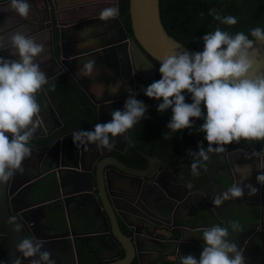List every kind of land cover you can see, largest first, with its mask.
<instances>
[{
    "label": "flooded vegetation",
    "instance_id": "obj_1",
    "mask_svg": "<svg viewBox=\"0 0 264 264\" xmlns=\"http://www.w3.org/2000/svg\"><path fill=\"white\" fill-rule=\"evenodd\" d=\"M5 1L10 2V0H0V3H5ZM28 3L32 6L35 5V3H39L42 9L39 8L35 10V8L31 7L29 16L26 19L14 12L13 19L15 21L12 22V19H10L12 27L7 26L3 31L0 30V37L7 36L8 34L5 33L13 30L15 34L20 33L34 39L36 43L42 44L44 50L34 58V62L40 66L41 70L44 71L49 78V84L44 85L43 90L36 94L37 102L41 105L40 115L43 120V126L38 129L34 137L44 134V138L41 137L36 143L38 148L45 146L44 151H39V149L37 151L32 150V155L23 161L24 172L15 175L7 184H4L5 187L9 186L14 206L19 207L23 205L30 207L31 205L27 202V197L25 199L22 198L28 192V187L35 183L39 177L47 173L46 176L39 181V184L45 183L50 190H46L43 195L34 199H39L38 201H40V203L37 205L38 208H35L34 205L30 207L31 211L27 213L30 223L23 225V227L21 226L22 239H33L31 234H27L29 231L37 237L53 235L54 232L63 231L84 232V226L77 220L78 214L85 218L89 217L88 219L93 221L96 211L93 206L83 209L81 199L78 198V196L72 200L71 203L67 201L64 203V198H67L69 195L67 193L71 191L69 189L71 188L73 190V186L70 185L69 180H75L77 184L74 186L73 191H76L73 194L74 196L81 194L83 189H85L84 177L79 178L78 175L75 176L74 173L65 171L69 167L71 168L73 162L78 160L80 165L85 168V166H91L93 164H91V162L94 160V168L96 169L97 166L102 167V173L105 171L113 173L110 170L112 166L109 163L120 164V166H125L127 168L131 167L136 170H141L148 166V162L132 148V144L128 139V132L126 133L125 145L122 146L123 138L121 135L115 138V145L110 150H98L97 147L92 144L86 147H77V145L73 143V131H90L97 123L110 121L111 111L102 108L100 112H98L96 107L94 105L92 106L84 91L81 90L82 88L77 86L72 77L59 65L57 53L60 41L55 38L58 34H54V29L57 26L63 28L61 26L68 25L64 24L65 20H60L59 18L61 17L56 14L55 2L53 3L52 0V7H50L51 0H28ZM8 15L9 13L3 11L1 12L0 18L4 16V19H7L9 17ZM89 32L90 31L85 28V25L81 24L79 26V31H77V35L84 36ZM69 36H71L70 33L66 35V37ZM4 49L10 51V56H6L5 54L2 56L0 53V57L18 59L16 49L11 46V39L10 42L4 44ZM151 62L153 63V61ZM80 63H83V60H81ZM145 66L146 64L144 62L139 63L138 71L143 76H145V70L141 69ZM74 75L76 77H81L84 75L83 70L77 68ZM92 75L93 79L91 82L96 81L95 78H101V73L98 70L94 71ZM62 76H65L66 80H70V84L74 87L71 89L72 91L64 93L56 89L59 82L58 78ZM131 79L132 92L136 93L135 98L142 101L147 108L145 118L138 121L132 127L131 136L133 145L145 155L170 166L187 163V159H189V163L185 166L177 167L173 172H166L160 167H152L151 171L148 169L147 174L152 173L153 176L155 175L154 178L158 179L159 184L156 185V188L149 190L148 193L150 195L145 193V213L141 212V208L138 207L140 203L136 205L137 207L131 208L138 216V220L136 221L138 231L142 229V222L145 220V235L142 234L143 237L145 236L144 245L142 246V249L145 250V254L141 255L137 260L133 257L127 264H171V262L172 264H180L181 256H186V254L194 256L195 249L199 248L202 250L204 242L198 237L199 234L197 233L216 225L228 228V239L236 242L239 248L243 250V247H246L252 250V255L249 260L243 255L245 264H264L263 186L259 185L256 181V176L260 174L261 171V168L258 167L261 164V159L252 157L253 151L238 146L236 145L237 143L233 145H224L226 149L224 152L210 153L207 161H201V167L199 169L200 175L195 178L191 173L190 167L192 158L186 156V153L188 155L189 150L197 151L198 144L207 148V142L204 140V133H196L193 135L192 143L184 148V160H179L180 157H177L175 151H170V149L167 151L168 154L163 153L162 156L145 153V142L141 140L142 129L139 132L137 128L138 126L141 128L145 127V120H155L158 122L155 115L160 113L156 110V101L146 97L142 89L146 88V84L151 83L155 77L148 83L134 76H132ZM51 83H55L56 85L54 91L49 90ZM101 83L104 82L101 81ZM108 85H110V83H108ZM94 89L99 93L101 92V88L91 84L90 90L93 92L94 96L96 94ZM109 92L112 93V89ZM123 104L117 106L114 110H122ZM50 109H52V113ZM87 111H89V114ZM162 127L166 126L160 124L159 128L164 132L170 131ZM137 132H139V138ZM196 135H199V137L195 144L194 137ZM135 137L137 138L135 139ZM213 147H215V145ZM86 149H89V151L86 152ZM239 151L243 152L244 155L238 154L233 157L231 156L234 152L238 153ZM228 157H230V160H228ZM52 163L55 167L51 165ZM248 165L251 166L250 173L245 168V166ZM100 167L98 169L99 172H101ZM233 170L237 174V184L241 187L246 184H252L253 187L259 189L258 193L254 196H248L247 189H245L243 198L225 201L220 206L214 205L212 199L215 195H219L221 192L235 185ZM81 173L82 172H79V174ZM110 173L108 177L111 178L112 185H115L122 179L119 174L115 173L113 175ZM166 173L169 177V185L164 184ZM197 178L200 179V186H195ZM146 181H148V179H145V182ZM59 183H61L64 188H59ZM66 184L68 186H66ZM189 184L191 187L188 186ZM183 185L187 186L188 193L185 192ZM31 188L32 186L30 189ZM58 191L61 193L60 196L55 194ZM196 191L201 195L195 194V196H189L190 192ZM57 209L61 211H55ZM158 209H166L169 213L167 215L165 213H158ZM7 212L10 214L8 205ZM142 213H144L145 216H142ZM10 216L15 217V220L18 219L17 215L10 214ZM8 218L10 219V217ZM195 220L203 221L207 224L206 226L193 227L191 223ZM131 221L134 222L135 220L131 219ZM233 224L238 226L239 231L232 229L231 225ZM54 225L58 226V230L55 231L52 229ZM119 227L122 233L127 235V231L123 224L119 223ZM192 228L199 229V231L190 230ZM195 233L197 235H194ZM9 237L8 233L5 234L0 229V257L8 247ZM68 238H70V240H68ZM64 239H67V243L64 241V244L62 243L63 254L51 257L55 262L62 264H81L83 261L89 262L87 258V252L89 250L93 252L92 258L94 255L95 262L101 259L100 249L92 242L98 240H94L91 237L84 238L81 234H76L75 237L69 235ZM98 242L100 248H106L108 250L113 248L111 240H107L106 237H103L101 240L99 239ZM148 245H150L153 252L148 250ZM112 251V256L108 258L107 261L100 262V264L104 262L108 264L111 261L123 257V252L120 251L118 255L114 249H112Z\"/></svg>",
    "mask_w": 264,
    "mask_h": 264
},
{
    "label": "clouds",
    "instance_id": "obj_2",
    "mask_svg": "<svg viewBox=\"0 0 264 264\" xmlns=\"http://www.w3.org/2000/svg\"><path fill=\"white\" fill-rule=\"evenodd\" d=\"M10 6L20 17L28 18L31 11L28 0H10ZM208 14L221 24L237 23L236 17H222L216 9H210ZM118 15V6L108 7L100 12L99 18L107 21ZM250 35L254 39L243 32L233 36L217 27L200 38L202 51L166 55L159 65L160 79L142 89L146 97L160 101L156 107L158 113L171 109L172 115L166 125L171 132L193 128V118L203 120L196 131L205 134L207 148L198 144L197 151L188 152L194 177L200 175L201 161H207L210 153L224 152V145L241 140H264V74L254 78L248 76L253 68L250 50L254 42L264 44V29L253 28ZM11 46L16 49L18 59L0 57V184H7L15 175L24 172L23 161L32 155L30 141L43 126L36 94L49 84L46 73L34 62L44 46L20 33L11 37ZM95 65L96 61L89 59L83 66V74L92 76ZM151 68L148 64L141 70ZM55 88V83H51L49 90ZM185 93L190 94V103L186 102ZM135 96L136 93L129 90L123 109L111 111L110 121L97 123L90 131H73V143L77 147L92 144L98 150H110L116 137L145 118L147 108ZM252 157L260 158L261 153L253 152ZM258 167L264 169V163ZM245 168L251 172L250 165ZM256 181L264 186V170L256 176ZM245 189L248 196L259 191L252 184L243 187L236 184L215 195L212 203L220 206L225 201L243 198ZM9 223L15 224V217H11ZM15 227L19 230V225ZM231 227L239 231L236 224ZM228 236L226 227L216 225L204 229L199 259L191 254L181 256L180 264H245L243 250ZM43 243L32 238L21 239L16 247L22 257H17L13 264H22V258H34L30 259V264H55L52 253L42 250Z\"/></svg>",
    "mask_w": 264,
    "mask_h": 264
},
{
    "label": "water",
    "instance_id": "obj_3",
    "mask_svg": "<svg viewBox=\"0 0 264 264\" xmlns=\"http://www.w3.org/2000/svg\"><path fill=\"white\" fill-rule=\"evenodd\" d=\"M127 13L131 31L130 35L123 28L117 17L107 21H103L100 18L83 20L66 24L68 26H61L63 28L57 26L54 29V34H58L55 38L60 41L57 53L59 65L72 77L75 84L82 88L81 90L84 91L88 100L92 106L94 105L96 107L98 112H100L102 108L113 111L117 106L125 102L129 95V90L132 91V76L145 81V83L151 82L156 73V66L151 60L160 64L161 60L166 55H173L183 51L189 53L200 52L183 46L167 35L160 22L158 0H127ZM81 24L85 25V28L90 31L84 36L77 35V31H79V26ZM69 33L71 36L66 37ZM88 41H91V43H86ZM250 58L253 60V68L250 70L248 76L254 78L256 75L264 74V44L254 42L253 48L250 50ZM89 59H94L96 61L92 73L96 70L101 73V78H95L96 81L94 82H91L93 75H82L81 77H76L74 75L77 68L83 70L84 64H86ZM81 60H83V63H80ZM140 62H144L146 65H152L150 70H145V76L138 71ZM101 81L104 83H101ZM108 83H110V85H108ZM91 84L101 88V92L99 93L94 89L96 93L94 96L93 92L90 90ZM110 88L113 91L112 93L109 92L111 91ZM50 111L52 113V109H50ZM152 121L160 127L157 121ZM162 128L167 129V127ZM131 135L132 128L128 130V139L132 144V148L148 162L146 168L144 167L141 170H136L135 168L120 166V164L109 163L112 166L110 170L113 173H110V171L102 173V167L99 166L101 172L98 171V166L96 169L94 168V160L91 162V164L93 163L91 166H85V168L81 166L77 160L73 162L71 168L69 167L70 169L68 168L65 170L74 173L75 176L78 175L79 178L84 177L85 189H83L84 192L82 191L81 194L74 196L73 194L76 191L73 190L74 186L77 184L75 180H69L70 185L73 186V190L71 188L69 189L71 191L67 193L69 194L68 197L64 198V203L66 201L71 203L72 200L78 196V198L81 199L83 209L93 206L96 213L94 219L92 217L93 221L91 219L89 220V217L85 218L78 214L77 220L84 226V232L63 231L54 232L53 235L37 237L29 231L27 234H31L34 240L44 242L42 250H47L52 253L51 257L63 254L62 243H67V239L65 240L64 238H67L69 235L75 237L76 234H81L84 238L91 237L98 241L106 237L107 240H111L113 244L112 249H114L118 255L120 250H122L123 257L111 261L108 264H127L133 257L137 260V258L139 259L141 255L145 254V250L142 249L144 245L143 242L145 241V236H142V234L145 235V220L142 222V229L138 231L136 226L138 216L131 208L137 207L136 205L140 203L138 207L141 208V212L145 213V193L147 194L149 190L156 188V185L159 184L158 179L154 178L155 175L153 176L152 173L147 174L148 169L151 171L152 167H160L166 172H173L177 167L187 165L189 159H187V163L170 166L140 152L135 145H133ZM41 137L44 138V134L37 135V137L32 139L30 142L31 150L37 151L39 149V151H44L45 146L38 148L36 144ZM198 137L199 135L194 137L195 144ZM122 138V146H124L126 133L122 135ZM88 151L89 149H86V152ZM238 154L244 155L243 152L239 151L238 153L234 152L231 156L233 157ZM186 156H188L187 153ZM260 159L261 163H264L263 153H261ZM228 160H230V157H228ZM51 165L55 167L53 163ZM79 172L82 173L79 174ZM109 173L113 175L117 173L122 179L115 185H112L111 178L108 177ZM46 174L39 177V179L31 185V189V186H29L28 192L22 198L25 199L27 197V202L31 206L34 205L35 208H38L37 205L40 201H38L39 199H34L43 195L46 190H50L45 183L39 184V181L44 178ZM233 177L236 185L238 178L234 170ZM145 179H148V181L145 182ZM59 184V188H64L61 183ZM164 184H170L167 173ZM66 186L68 185L66 184ZM183 187L185 192L188 193L187 186L183 185ZM55 194L60 196L61 193L58 191ZM195 194L201 195L196 191L190 192L189 196H195ZM11 195L9 186L5 187L4 184H1L0 229L3 233H8L10 237L8 247L0 257V264H13V261L17 257H22V254L17 251L16 246L22 239L21 226L23 227V225L30 223L27 213L31 211V206H14ZM6 203L10 208V214L17 215L18 217V219L15 220V224L9 223L8 217L11 218V216L7 212ZM55 211L60 212L61 210L57 209ZM144 213H142V216H145ZM158 213H165L167 215L169 212L166 209H158ZM131 219L135 221L133 222ZM119 223L123 224L127 231V235L122 233ZM15 225H19V230L16 229ZM52 229L56 231L58 230V226L54 225ZM190 230L194 229L192 228ZM68 240H70V238H68ZM98 241L92 242L100 248ZM148 250L153 252L150 245H148ZM92 253L93 252L90 250L87 252V254ZM243 255L249 260L252 255V250L243 247ZM30 259L34 258H22V264H30ZM95 263L100 264V261H96ZM55 264L62 263L55 262Z\"/></svg>",
    "mask_w": 264,
    "mask_h": 264
},
{
    "label": "trees",
    "instance_id": "obj_4",
    "mask_svg": "<svg viewBox=\"0 0 264 264\" xmlns=\"http://www.w3.org/2000/svg\"><path fill=\"white\" fill-rule=\"evenodd\" d=\"M99 1L111 0H56L58 9L62 10L82 6L86 3H96ZM116 1L119 8V15L117 18L126 32L130 35L131 31L127 13V0ZM158 8L160 22L167 35L183 46L196 51L203 50V41L200 38L207 33L213 32L217 27H219L222 31H227L233 36L238 32H243L249 39H254L250 35L251 29L256 27L264 29V0H158ZM210 9H216L222 17H236L237 23L235 25L221 24L219 21L215 20L213 16L208 14ZM153 63L157 67L156 76L153 80L156 81L160 79V73L158 71L160 64L155 61H153ZM58 79L59 82L56 89L59 91L61 90L64 93L72 91L71 89L74 87L70 84L69 79L66 80L65 76L59 77ZM149 84L150 83L146 84V87ZM185 96L186 102L190 103V94L185 93ZM153 100L156 101L155 99ZM159 102L160 101H156L157 104ZM87 112L89 114V111ZM171 115V109H168L155 116L161 125L166 126L171 118ZM193 123V128L178 130L173 133L171 130L164 132L153 121L145 120V127L141 128L138 126L137 128L139 132L142 129L141 140L142 142H145V153L162 156L163 153L168 154L167 151L170 149V151H175V155L177 157H180L179 160H184V148L188 144L192 143L193 135L196 133H203L196 131V129L203 123V120L193 118ZM139 132H137L138 138ZM165 136L169 137V139H165ZM136 138L137 137H135V139ZM235 143L236 142H233L228 145H233ZM236 145L249 149L253 152H260L264 154V140H241ZM195 183V186H200V179L197 178ZM206 224L207 223L203 221L195 220L191 223V226L201 227L203 225L206 226ZM201 251L202 250L199 248L194 250V256L197 259H199ZM87 258L89 262H86L85 264L95 263V258H92V254H88Z\"/></svg>",
    "mask_w": 264,
    "mask_h": 264
},
{
    "label": "crops",
    "instance_id": "obj_5",
    "mask_svg": "<svg viewBox=\"0 0 264 264\" xmlns=\"http://www.w3.org/2000/svg\"><path fill=\"white\" fill-rule=\"evenodd\" d=\"M55 2L56 4V14L58 16H60L61 18H59L60 20H65L66 22H80L83 20H89V19H97L100 16V12L108 7H117V1L116 0H111V1H99L96 3H86L83 4L82 6H77V7H73V8H68V9H58V4L56 2V0H53V3ZM32 8H35V10L37 9H42L41 5L39 3H35V5H30ZM50 7H52V0H51V4ZM0 11H6L7 13H9V17L4 19V16H2L0 18V30L3 31L4 28H6L7 26H11V23L13 21H15L14 18V10L11 8L10 6V2H6L5 3H0ZM0 12V15H1ZM12 17V18H11ZM10 19H12L10 21ZM64 24H68V23H64ZM13 31V30H12ZM8 31L5 34H8L7 36H1L0 37V52L3 56V54H5L6 56H10V51L8 49H4V44L10 42L11 37L15 34L14 31ZM8 51V52H7ZM14 59V58H12ZM91 76V75H89ZM194 230H199L196 228H193ZM199 234V238L202 239L203 237V231H200ZM196 233L194 235H197ZM203 240V239H202ZM101 251V255H100V262L102 261H107L108 258H110L113 254L112 249L108 250L106 248H99ZM122 252V250H120ZM185 251V250H184ZM86 262H82L81 264H85ZM107 262H104V264H106Z\"/></svg>",
    "mask_w": 264,
    "mask_h": 264
},
{
    "label": "rangeland",
    "instance_id": "obj_6",
    "mask_svg": "<svg viewBox=\"0 0 264 264\" xmlns=\"http://www.w3.org/2000/svg\"><path fill=\"white\" fill-rule=\"evenodd\" d=\"M65 23L71 24V23H74V22H71V21H69V22H66V21H65Z\"/></svg>",
    "mask_w": 264,
    "mask_h": 264
}]
</instances>
